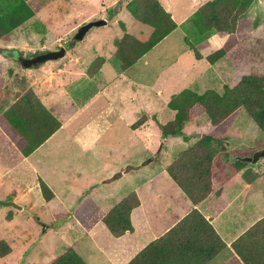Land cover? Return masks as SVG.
Wrapping results in <instances>:
<instances>
[{
  "label": "crops",
  "instance_id": "obj_1",
  "mask_svg": "<svg viewBox=\"0 0 264 264\" xmlns=\"http://www.w3.org/2000/svg\"><path fill=\"white\" fill-rule=\"evenodd\" d=\"M157 1L172 18L170 0ZM205 1L207 0L199 2L198 7ZM141 27L145 28V33L148 32L147 26L141 24ZM176 28L177 25L174 29ZM211 36L214 35L210 34L209 38ZM219 37L225 38V36ZM20 39L15 35L14 30L10 32L7 39H0V114L27 91L38 99L60 125L27 155H23L14 146L0 127V200L21 202L28 207L35 206V202L37 205L57 203L62 210L68 211L63 200H60L58 196L64 193L68 194L69 199L76 196L78 199L70 210L69 219L73 218L79 232L89 237L96 234L92 232L96 224L102 221L94 218V222L85 229L80 220L74 216V212L79 211L82 215H85V212L87 214L106 213L125 195L133 192L138 199V204L129 213L131 230L115 237L106 229L114 237L113 241L119 240L117 242L119 249L115 252L113 259L104 254L98 255L96 263L94 256L89 254L92 250L97 252L94 240L89 237L92 243L84 241L76 247V241L72 240L70 230L64 228L63 224H60L50 235L64 239L63 242L68 241L64 247L73 248L86 264H99L102 260L104 264H127L146 244L165 234L194 209L212 226L224 243V247L209 260H204V254L195 251V254L178 256L171 264H223L227 261L233 255L231 243L244 236L249 229L264 218V158L259 159L256 165L244 162V166L218 185L212 180L209 193L197 203H191L186 194L173 181L172 185L169 181H165L163 170L162 173L152 176L148 173L149 166L153 163V159L147 157L150 151L157 152L165 150L166 147L174 150L182 145L181 149L175 150L174 157L195 142L197 137L194 133L186 134L183 131L181 137L161 141L158 125L165 124L173 118L174 111L167 106L170 96L183 88L194 90L190 87L195 86L193 81L196 77H190L188 83L181 82L180 88L175 90L173 83L176 84L178 81L163 80V72L159 70L156 75H151L154 63L149 65L146 56L154 45L129 67L121 69L118 65L112 71L107 67L106 58L94 52L90 63L96 57H101L103 61L93 75L86 74V68L90 63L87 66L76 63V66L85 82L100 83V85L88 90L87 95H84L76 104L58 103L59 99L55 100L54 95L50 94V96L45 91H49L47 88L53 86L58 73H70L67 67L70 60L63 61V58L65 53L71 56L70 53L75 50V43L64 48V55L59 60H47L36 66L24 67L18 62L20 52L23 51L21 47L23 40ZM238 43L212 63L206 61L204 53L200 51V45L195 46L200 58H196L193 49L190 48L191 50L188 51L189 55L191 54L190 59L187 58L188 68L181 70L183 77L190 74L191 69L196 68L202 60L206 66L201 75L208 74L209 71L215 74L221 73L223 69L221 59ZM220 45L208 50V55L219 49ZM4 49L15 51L16 55L5 54ZM109 49H112V46H108ZM244 59L249 67L250 58L245 57ZM130 70L131 73H129ZM222 77L228 82L231 76ZM224 85L228 88L233 86H228L226 82H223L222 90L220 93L217 92L218 94L223 92ZM56 86L62 88L60 84ZM63 104H67L66 107L70 108L64 114L62 113ZM165 109L173 115L169 120L161 122L159 113ZM239 114L240 110L235 119ZM140 117L142 122L136 124ZM111 128L113 130L110 139L113 143H108V141L101 143L100 139L104 134L100 135V133L103 131L106 133ZM119 135L125 137L127 142L116 144V138ZM114 155H117V158H113ZM241 155L250 154H238L237 156ZM157 178L160 181L153 183L152 181ZM260 178L263 179L260 183L261 188L258 186L255 189V183ZM40 181L48 187L52 194L48 200L42 197L39 188ZM17 209H21L20 204ZM73 226L75 225H70V227ZM196 227L199 229L201 245L207 246L208 239L203 237L205 232L203 224L199 223ZM262 228L252 231L249 235L247 233L243 237L241 245L244 249L253 244L256 248L262 242L264 238V235H261L264 231ZM188 229L191 234L194 227L183 225L181 233H186ZM47 232L45 231V234ZM241 256L245 261L237 257L240 264H264V247L254 253L244 252Z\"/></svg>",
  "mask_w": 264,
  "mask_h": 264
},
{
  "label": "rangeland",
  "instance_id": "obj_2",
  "mask_svg": "<svg viewBox=\"0 0 264 264\" xmlns=\"http://www.w3.org/2000/svg\"><path fill=\"white\" fill-rule=\"evenodd\" d=\"M18 1L20 0H0V15H4ZM23 1L31 9L32 15L8 33L10 35V32L14 30L15 35L19 36L21 41L23 40L21 44L23 51L20 52V58L56 50L60 46L65 48L75 43L74 52H69L71 56L69 57L68 53H65L66 55L63 58V61L70 60L67 66L70 73H58L55 76L57 83L55 84L54 81L53 86L47 88L49 91H45L49 95H54L55 100L59 99L58 103L76 104L84 95H87L86 92L88 90L100 85V83L85 82L84 77L80 76L77 70L76 63L87 66L92 56H94V52H97V55L106 58L107 67L112 71L119 65L118 60L114 57V50L118 40L132 35L145 36V28L141 27V24L133 19L126 9L130 0ZM203 1L170 0L173 10L170 13L172 19L176 22L177 28L162 38L147 53L146 57H148L149 65L154 63L151 75H156L157 70H159L163 72V80L178 81L176 84L173 83L175 90L180 88L179 84L181 82L188 83L190 77H196V80L193 81L195 86L190 88H194L195 91H193L197 94L207 89L220 93L223 82L231 86L241 75H245L248 72L258 73L264 77V0H252L245 11L243 17L247 16L255 19L256 26L241 39L242 41L238 40V45L230 53L223 56L221 59L223 64L221 73L215 74L209 71L208 74L201 75L202 70L206 66V63L202 60L196 68L193 67L191 69L190 74L183 77L181 70L188 68L187 58L190 59L191 55L188 53L190 49L188 43L193 47L200 45L201 53L207 56L208 50L222 43L221 47L225 42V38L219 37L210 29H199L195 24L194 12L198 7V3ZM94 19L103 20L105 23L91 26L82 39H73V35L79 25ZM149 33L150 30H148ZM210 34L214 36L209 38ZM108 46H112V49H109L111 52L108 50ZM3 52L10 56L16 55L15 51L9 49H4ZM245 57L250 58L251 64H249V67L246 59H244ZM70 65L72 66L71 70ZM126 73L128 74V72ZM129 73H131V70ZM227 75L231 76L228 82L222 77ZM43 80L46 82L45 77H43ZM57 84L62 85V88H58ZM224 87L227 86L224 85ZM66 105L63 104L62 106L64 108L62 109L63 114L70 110ZM192 109L193 115L184 124L182 131L186 134H196L209 129V120L202 110L197 106ZM159 114L161 115V122L169 120L173 115L172 112L166 109ZM139 119L142 118L140 117ZM253 125L247 113L244 110H240V114L224 134L225 147L221 148L219 144H215L217 147L215 158L218 161L225 162L227 158H230V155L235 157L238 154H251L264 148V134ZM112 130L113 128L106 133L105 131L100 133V135L104 134L102 139H100L101 143L102 141L113 143L110 139ZM116 140V144L117 142L122 144L127 142L125 137L120 135ZM182 147V145H179L174 150H169V147H166L165 150L150 151L147 157H151L153 163L149 166V176L162 173L163 170V179L169 181L172 185L173 180L166 172L165 165L170 163L175 150ZM113 158H117V155H114ZM214 166L218 170V164L214 163ZM216 177L217 181H215V184L218 185L221 177H219V174ZM261 180L263 179L260 178L255 183V189L258 186L261 188ZM159 181L160 179L157 178L152 182L158 183ZM58 198L63 200L68 211L62 210L57 203L37 205V202H35L36 205L33 207H28L21 202L15 203L17 206L20 204L21 209L0 204V240L6 242L9 247V252L0 257V264H30L33 262L43 264L68 244V241L63 242L64 239H58L50 235L60 224H63L64 228H68V231L70 230L72 240L76 241V247L84 241L91 242L89 237L94 240L93 243L97 252L92 250L89 254L94 256L95 262L98 255L102 256L104 254L109 258H114L115 252L119 249V243H117L119 240L113 241L114 237L107 232L101 222L96 224L92 232L96 233L94 236L88 237L81 234L73 218L69 219L70 210L74 207L78 197L72 196L69 199L68 194L64 193L59 195ZM71 224L75 226L70 227ZM45 231L48 232L45 234ZM86 248L89 249L88 246ZM99 264H104V260L100 261Z\"/></svg>",
  "mask_w": 264,
  "mask_h": 264
},
{
  "label": "trees",
  "instance_id": "obj_3",
  "mask_svg": "<svg viewBox=\"0 0 264 264\" xmlns=\"http://www.w3.org/2000/svg\"><path fill=\"white\" fill-rule=\"evenodd\" d=\"M251 1L208 0L195 10L194 22L199 29H210L218 36H225L224 44L205 56L208 63L221 57L256 26L255 19L243 17ZM126 9L133 19L147 26L150 33H145V36L132 35L118 40L114 57L118 60L121 69L132 65L137 58L176 27L170 14L157 0H130ZM31 15L32 11L26 3L23 0L18 1L4 15H0V39H7L9 31ZM188 45L193 49L194 56L200 58L197 48L189 43ZM102 61L101 57H96L86 68V74L93 75ZM167 106L174 111V115L170 121L158 125L161 141L183 135V126L193 115V107H199L210 123L208 130L201 132L193 144L178 152L166 165V172L173 182L186 194L191 203H197L209 193L211 182L217 181L218 174L221 177L218 182L220 184L245 165L244 162L235 160L233 157L227 158L225 162L215 158L217 152L215 144H219L221 148L225 147L224 134L238 111L243 109L264 134V77L254 72L245 74L232 87H224L221 94L213 90H205L197 94L193 90L183 88L170 96ZM140 122L142 119H138L136 124ZM59 125V122L38 99L27 91L0 114V127L23 155L34 150ZM214 163L218 164V170ZM39 188L45 200L52 196L48 187L41 181ZM137 204L138 199L131 192L106 213L87 214L85 212V215H82L76 211L74 216L80 220L85 229L99 218L108 232L116 237L131 230L129 213ZM199 223L204 226L203 237L208 239L207 246L201 245L199 241V229L196 227ZM183 225H192L194 230L191 234H189L190 229L186 233H181ZM262 227H264V218L247 233L249 235ZM245 235L231 243L233 255L223 264H240L237 257L244 260L241 254L247 251L254 253L264 247L263 238L256 248L253 244L244 249L241 241ZM261 235H264V231ZM223 247L224 243L212 226L193 209L165 234L146 244L127 264H171L178 256L195 254V251L204 254V260H209ZM8 252L7 243L0 240V257ZM43 264L86 263L71 247H63L53 258Z\"/></svg>",
  "mask_w": 264,
  "mask_h": 264
},
{
  "label": "water",
  "instance_id": "obj_4",
  "mask_svg": "<svg viewBox=\"0 0 264 264\" xmlns=\"http://www.w3.org/2000/svg\"><path fill=\"white\" fill-rule=\"evenodd\" d=\"M105 22L100 19H94L87 21L81 25H79L76 28V31L73 35V39L80 40L82 39L83 35L85 32L91 27V26H98L102 25ZM64 55V47L60 46L56 50H50L46 52H42L36 55H32L30 57H23L18 60L21 66L28 67V66H35L38 65L39 63H42L47 60H57L63 57ZM199 133L194 134L195 137H199ZM264 158V148H261L259 150L254 151L250 155H245V156H235L234 159L241 161V162H247L250 165H256L258 160ZM0 204L4 206H12L15 208H19L13 201L7 200L3 201L0 200Z\"/></svg>",
  "mask_w": 264,
  "mask_h": 264
}]
</instances>
